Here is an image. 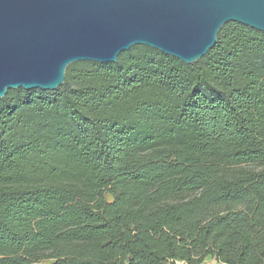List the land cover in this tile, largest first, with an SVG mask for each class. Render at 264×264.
Here are the masks:
<instances>
[{"label":"trees","instance_id":"trees-1","mask_svg":"<svg viewBox=\"0 0 264 264\" xmlns=\"http://www.w3.org/2000/svg\"><path fill=\"white\" fill-rule=\"evenodd\" d=\"M217 39L0 99V264H264V32Z\"/></svg>","mask_w":264,"mask_h":264},{"label":"water","instance_id":"water-1","mask_svg":"<svg viewBox=\"0 0 264 264\" xmlns=\"http://www.w3.org/2000/svg\"><path fill=\"white\" fill-rule=\"evenodd\" d=\"M229 22L264 32V0H0V99L56 91L69 65L135 46L193 64Z\"/></svg>","mask_w":264,"mask_h":264},{"label":"built area","instance_id":"built-area-1","mask_svg":"<svg viewBox=\"0 0 264 264\" xmlns=\"http://www.w3.org/2000/svg\"><path fill=\"white\" fill-rule=\"evenodd\" d=\"M167 264H191V263H189L185 260L176 259V260H171ZM197 264H226V263L218 261L215 258H208V259H205L204 261L197 263Z\"/></svg>","mask_w":264,"mask_h":264},{"label":"rangeland","instance_id":"rangeland-1","mask_svg":"<svg viewBox=\"0 0 264 264\" xmlns=\"http://www.w3.org/2000/svg\"><path fill=\"white\" fill-rule=\"evenodd\" d=\"M107 200L111 202L113 200L112 196L111 195H108L107 196Z\"/></svg>","mask_w":264,"mask_h":264}]
</instances>
